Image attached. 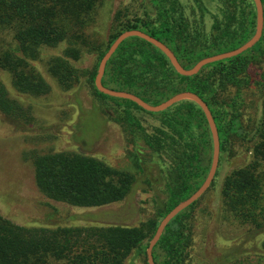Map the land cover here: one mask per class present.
Instances as JSON below:
<instances>
[{
  "label": "trees",
  "instance_id": "trees-1",
  "mask_svg": "<svg viewBox=\"0 0 264 264\" xmlns=\"http://www.w3.org/2000/svg\"><path fill=\"white\" fill-rule=\"evenodd\" d=\"M103 2L0 0V116L16 127L30 125L34 121L31 101L57 90L72 92L85 81L102 100L103 113L110 115L102 108L109 100L118 118L126 121L132 166L148 187L155 185V195L161 193L162 197L156 196L151 216L129 226L74 219L52 226L19 225L0 211V264H125L137 255L148 264L146 248L160 221L208 175L212 135L195 101L183 99L165 110L147 111L129 99L99 91L95 77L113 41L132 29L164 43L185 69L205 57L236 49L255 33L254 1L138 0L133 9L126 5L115 10L108 34L101 28L97 38L88 29ZM261 2L262 35L238 55L208 63L196 74L182 75L158 47L130 36L108 59L101 79L106 88L134 94L151 105L180 92L196 94L209 107L217 127L218 168L239 147L248 155L244 164L225 174L215 212L216 218L234 224L241 236L221 245L217 255L207 252L206 264H229L248 255L246 250L251 247L246 244L251 235L264 232V0ZM88 56H94L92 67H82ZM136 110L154 116L155 122L147 128ZM23 159L30 163L34 184L46 198L74 207L100 208L120 202L136 183L130 170L81 152L34 149ZM218 168L210 187L215 185ZM202 196L167 223L152 248L155 264H192L194 210ZM202 239L206 242L205 236ZM254 246L255 264H264V238ZM246 257L243 261L248 262Z\"/></svg>",
  "mask_w": 264,
  "mask_h": 264
},
{
  "label": "rangeland",
  "instance_id": "rangeland-1",
  "mask_svg": "<svg viewBox=\"0 0 264 264\" xmlns=\"http://www.w3.org/2000/svg\"><path fill=\"white\" fill-rule=\"evenodd\" d=\"M138 4V0H104L93 13L95 23L88 29L89 34L98 38L102 28L107 35L115 10L126 5L133 9ZM93 63L94 56H88L81 66L92 67ZM105 102L109 108L105 104L102 108L108 109L110 115L101 111L102 100L83 81L72 92L57 90L31 101L34 121L30 125L16 127L0 116V211L4 217L19 225L52 226L74 219L129 226L153 214L154 200L156 196L162 195H155L158 192L155 185L148 187L133 168L129 159L132 142L127 123L118 118L113 102ZM135 113L147 128L150 127L149 123L155 122V117L150 114L137 110ZM34 149L95 155L115 168L133 172L136 183L127 198L105 207L79 208L52 201L36 188L32 167L23 159L27 151ZM247 156L242 147L237 148L236 155L218 168L215 185L209 186L195 206L196 234L191 247L192 264H206L207 252L217 255L221 245H228L241 236L234 224L216 218L215 212L219 202V187L225 174L232 167L244 164ZM54 207L58 212L54 211ZM263 238L264 232L251 235L246 244L248 248L251 247L246 250L249 254L241 255L229 264H255L257 257L253 253L254 244L260 245ZM244 257L248 262L243 261ZM125 264L144 262L142 256L137 255L130 257Z\"/></svg>",
  "mask_w": 264,
  "mask_h": 264
},
{
  "label": "water",
  "instance_id": "water-1",
  "mask_svg": "<svg viewBox=\"0 0 264 264\" xmlns=\"http://www.w3.org/2000/svg\"><path fill=\"white\" fill-rule=\"evenodd\" d=\"M253 1L255 3V6H256V29H255V33L253 34V36L248 41H246L244 44H242L241 46H239L236 49L226 51L223 53H219L216 55H212L209 57H205V58L199 60L190 69L183 68L181 66V64L178 62V60H177L176 56L173 54V52L164 43H162L158 39L144 33L143 31H140L138 29H132V30H127V31L122 32L113 41V43L110 45L107 52L104 54V56L100 60L97 75L95 77V85L99 91H101L105 94L114 96V97L129 99V100L137 103L143 109H145L147 111H152V112H158V111L165 110L168 107H170L171 105H173V104H175L178 101H181L183 99L193 100L203 110V112L207 118L208 125H209L211 135H212L213 155H212V162H211V167L209 169L208 175H207L206 179L204 180V182L202 183V185L189 198H187L186 200L182 201L177 206H175L160 221L153 238L149 241L148 246L146 248V257H147L148 264H155L153 257H152V248L156 244V242L159 240V238H160L165 226L167 225V223L176 214H178L180 211H182L188 205H190L191 203L196 201L211 185V182L213 181V178H214L215 173L217 171L218 162H219L218 131H217L215 121H214L212 114L209 110V107L199 96H197L196 94H194L192 92H188V91L180 92V93L175 94L174 96L170 97L169 99H167L166 101H164L158 105H151V104L146 103L145 101H143L141 98H139L138 96H136L134 94L126 93V92H122V91H115V90H111V89L106 88L102 84V81H101L102 76L104 74L106 62L108 61V59L111 57V55L114 53V51L117 49L119 44L124 39H126L127 37H130V36H138V37H141V38L147 40L148 42L152 43L156 47H158L169 58L170 62L174 66V68L180 74H182V75L196 74L204 65L211 63V62H214V61H218V60H222L225 58H229V57H233L235 55H238V54L244 52L245 50H247L248 48H250L252 45H254L260 39V37L262 35V30H263V5H262L261 0H253Z\"/></svg>",
  "mask_w": 264,
  "mask_h": 264
}]
</instances>
